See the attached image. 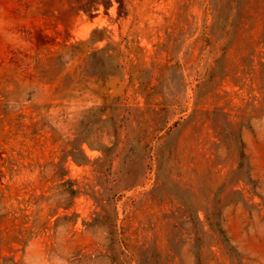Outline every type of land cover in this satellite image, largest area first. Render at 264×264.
<instances>
[{
  "label": "rangeland",
  "instance_id": "obj_1",
  "mask_svg": "<svg viewBox=\"0 0 264 264\" xmlns=\"http://www.w3.org/2000/svg\"><path fill=\"white\" fill-rule=\"evenodd\" d=\"M3 194L0 264H264V0H0Z\"/></svg>",
  "mask_w": 264,
  "mask_h": 264
},
{
  "label": "trees",
  "instance_id": "obj_2",
  "mask_svg": "<svg viewBox=\"0 0 264 264\" xmlns=\"http://www.w3.org/2000/svg\"><path fill=\"white\" fill-rule=\"evenodd\" d=\"M105 109L106 108H103L101 110H105ZM71 155H73V157H75L76 159V153L72 152ZM80 155L82 157L81 159L86 162L87 156L85 155V153H83L82 150L80 151ZM55 176L56 178H58V180L62 181L58 189H60V195L63 197L61 200L56 202L54 210H51L50 216L52 218L58 214V210L60 207H63L65 210L70 208L72 201L77 195V191L74 188L72 181L66 179L67 172L64 166H60L59 170L55 172ZM0 196H1L0 197L1 200H5L4 194ZM29 199L30 200H24L23 202H21V204L26 205L25 208L20 209L21 214H23V218L26 220L25 223L23 222L25 225L28 223L29 216L24 215V212L27 210L26 208L28 207V205H31L33 203L35 204V201L32 199V196ZM1 200H0V246H4L5 244L8 243L9 234L5 230H2L1 226L2 224L7 223L9 221L12 212L8 211L6 206L1 207ZM32 230L30 232L33 234L34 232ZM22 233H24V230L22 231Z\"/></svg>",
  "mask_w": 264,
  "mask_h": 264
}]
</instances>
